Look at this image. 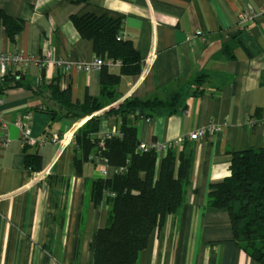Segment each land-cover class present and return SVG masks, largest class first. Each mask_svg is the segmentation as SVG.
I'll return each mask as SVG.
<instances>
[{"label": "crops", "instance_id": "crops-1", "mask_svg": "<svg viewBox=\"0 0 264 264\" xmlns=\"http://www.w3.org/2000/svg\"><path fill=\"white\" fill-rule=\"evenodd\" d=\"M245 9L256 16L240 28L237 14ZM0 10L22 22L12 41L0 20L1 50L40 56L51 49L55 58L86 61L95 56L92 41L70 17L122 16V35L137 50L140 69L121 75L115 98L95 114L126 98L181 93L173 113L131 117L138 142L184 145L192 158L178 211L149 235L136 264H262L236 243L228 211L209 206L208 193L229 174L232 151L264 147V0H0ZM18 72L21 84L0 96V264H92L94 235L107 224V205L93 199L103 166L88 160L77 168L81 153L73 138L63 146L38 140L69 130L74 136L89 119L49 112L62 110L51 85L70 90L71 103L82 102L100 96L99 72L32 63ZM17 122L27 124L30 141ZM115 122L100 118L94 135ZM209 124L219 129L187 138ZM25 144L40 156L38 171L24 164ZM165 151L157 154L156 172ZM38 172L46 175L37 179Z\"/></svg>", "mask_w": 264, "mask_h": 264}, {"label": "trees", "instance_id": "trees-1", "mask_svg": "<svg viewBox=\"0 0 264 264\" xmlns=\"http://www.w3.org/2000/svg\"><path fill=\"white\" fill-rule=\"evenodd\" d=\"M87 4L90 0H70ZM0 20L12 41L22 27L19 18L0 10ZM71 22L84 39L93 44L95 56L119 60L116 69L103 67L99 72L100 96L85 95L82 102L71 103L70 90L51 85L53 98L61 104L60 112L49 110L55 116L87 119L75 132L73 140L80 159L77 168L88 161L91 154L105 158L116 171L109 178H99L93 189L96 204L107 205V224L99 228L92 244L93 264H136L138 253L145 247L149 235L160 228L165 219L176 213L183 201L191 167V153L185 146L169 147L160 157L156 172L157 152L138 150L137 130L131 117H151L161 109L173 113L180 101V92L165 99L126 98L117 107L103 114H95L115 98V88L121 75L136 74L140 69V56L131 40L122 35L121 15L104 12L101 15H72ZM117 70V71H116ZM19 70L8 72L0 79V96L14 86ZM111 117L120 135L101 141L94 133L99 119ZM24 164L30 171L40 169V156L29 152L24 145ZM229 174L211 185L208 204L226 209L230 216L233 238L249 256L264 264V147L232 151ZM105 192L111 193L107 196Z\"/></svg>", "mask_w": 264, "mask_h": 264}, {"label": "built area", "instance_id": "built-area-1", "mask_svg": "<svg viewBox=\"0 0 264 264\" xmlns=\"http://www.w3.org/2000/svg\"><path fill=\"white\" fill-rule=\"evenodd\" d=\"M256 16V13L251 9H245L241 10L237 14V25L242 28L245 23L251 19H253ZM34 64L40 69H46L49 67H56L61 68L62 70L66 71L71 67H74L77 71H94V72H100L103 67H107L111 70L119 68L121 65V62L119 60H113V59H102L101 57L94 56L93 59L86 61V60H68L63 58H55L53 57L52 50L51 49H45V51L40 56H29L27 54L22 53L21 51L17 49L4 51L0 49V79L7 74L8 72H15L24 66L28 64ZM1 102V99H0ZM92 116V115H91ZM89 116V117H91ZM17 125L20 127L22 132V138L25 142H28L31 140V132L27 124L17 122ZM0 126L4 127V122L0 120ZM219 128L214 125H205L200 126L196 128L194 131H192L188 135L189 140H196L198 138H201L205 136L208 132H214L217 131ZM114 135H120L119 130L117 126L115 125L112 127L110 131H107L103 133L100 136H97L98 138L104 140L105 138H109ZM73 138V130H69L63 134H44L43 137L38 140L39 143H45V142H52L59 144V146H63L65 143L70 142ZM8 140L7 134H4L3 136V142L6 143ZM185 138H178V141L182 142ZM171 147V143L168 144H156V143H144L140 142L138 144V150L140 151H149L154 150L155 152H163L166 149ZM89 159L94 162L95 164H100L103 166V169L100 171V176L102 178H109L112 176L116 171L124 172V167L121 168H114L111 165L108 164L107 160L101 156H98L96 154H91L89 156ZM112 168V173H108V168ZM46 173L44 172H38L35 173V177L37 179L44 178ZM107 196H111V193L105 192ZM93 264V263H92Z\"/></svg>", "mask_w": 264, "mask_h": 264}, {"label": "rangeland", "instance_id": "rangeland-1", "mask_svg": "<svg viewBox=\"0 0 264 264\" xmlns=\"http://www.w3.org/2000/svg\"><path fill=\"white\" fill-rule=\"evenodd\" d=\"M78 129H79V128H78ZM78 129H77V130H78ZM77 130H76V131H77ZM76 131H75V132H76ZM74 134H75V133H74Z\"/></svg>", "mask_w": 264, "mask_h": 264}, {"label": "water", "instance_id": "water-1", "mask_svg": "<svg viewBox=\"0 0 264 264\" xmlns=\"http://www.w3.org/2000/svg\"><path fill=\"white\" fill-rule=\"evenodd\" d=\"M102 113H104V112H102Z\"/></svg>", "mask_w": 264, "mask_h": 264}]
</instances>
